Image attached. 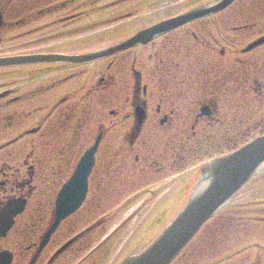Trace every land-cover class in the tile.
<instances>
[{
  "label": "flooded vegetation",
  "instance_id": "af4514ba",
  "mask_svg": "<svg viewBox=\"0 0 264 264\" xmlns=\"http://www.w3.org/2000/svg\"><path fill=\"white\" fill-rule=\"evenodd\" d=\"M215 1L0 0V58L84 57ZM235 3L146 45L92 61L0 68V210L11 198L26 201L24 213L0 235V264L9 256L10 264H56L73 252L79 241L54 257L65 236L57 232L39 248L52 222L61 176L74 171L76 161L98 138L93 175L111 170V160L129 158L139 143L164 145L178 138L183 144L189 130L209 157L264 135V45L245 52L264 29L252 35L257 16L242 24ZM115 6L120 9L109 13ZM144 12L169 16L156 19ZM222 17L228 18L227 27L216 24ZM230 102L233 108L226 105ZM138 106L145 119L137 130ZM125 123L133 124L126 136ZM127 139L129 149L124 146ZM25 214L31 226L30 219L20 221ZM75 257L63 264L75 262Z\"/></svg>",
  "mask_w": 264,
  "mask_h": 264
},
{
  "label": "rangeland",
  "instance_id": "374dc122",
  "mask_svg": "<svg viewBox=\"0 0 264 264\" xmlns=\"http://www.w3.org/2000/svg\"><path fill=\"white\" fill-rule=\"evenodd\" d=\"M109 1L111 2L112 0ZM119 9L120 7L115 6L109 9L108 12L113 13ZM235 10L239 12L238 21L242 24H248L250 15L255 14L257 16L250 30L252 35L264 29V0H239L235 3ZM233 11H229L228 15L232 14ZM144 13H150L151 16L155 14L157 17L162 12ZM218 23L222 27H227L228 18L222 17L216 20V24ZM196 27L192 28L190 32L197 30ZM182 34L180 33L179 36ZM37 37L38 35L34 39ZM249 40H246L245 44ZM149 67L147 65V68ZM152 67L155 68L153 63ZM99 77L100 73L96 76L95 82L99 80ZM147 80L148 75L144 77V82L148 83ZM226 105L233 108L231 102ZM111 120L109 118L108 121L110 122ZM127 122L130 121L128 120ZM126 123L123 131L125 136L131 131V125L133 126V122ZM252 125H255V123ZM126 126L129 127L127 128ZM195 131L199 133V128L195 129ZM113 132L117 131L114 130ZM191 133L192 130H189L190 138L186 139L183 144L180 143L178 138H175L174 143L170 141L168 144H162V146L151 145L153 155H150V152L146 155L140 153V155L137 150L141 149L144 151L146 146L139 143L133 148L134 150L129 158L111 160L109 163L110 166L113 165L111 170L102 175L94 174L91 182L92 188L86 203L75 215V218L68 220L60 227L57 234L58 236L65 235L61 240L63 242L79 232V230L103 220V223L95 228L87 238V243L91 242L90 246L93 249L105 237L110 235V232L114 231L115 228L118 229L108 242L112 241L108 245L106 244L100 252L93 254L83 264H116L122 252L126 255L128 253L127 249H130L136 243V238L132 242L133 237L138 232V236L144 232L148 221H152V223L159 222V219L162 221L166 218L163 217L165 212L166 216L171 218L173 213L180 208H177V204L174 203L181 200L183 196L181 193L178 195V190L182 189L187 180L193 177L194 172L213 157L205 155L199 149L198 141L195 142V139L191 138ZM197 137H199V134ZM120 141L123 143L122 140ZM128 142L129 140L127 139L124 146L129 149ZM116 146H120L119 141ZM138 155H140L141 159L139 163L135 161V157ZM114 157L117 156L114 155ZM180 157H185L186 162L183 161L179 166ZM151 158H153L152 162L149 160ZM71 165L72 163L68 164L67 169L64 170L66 172L69 171L68 169L71 168ZM179 167H182L181 171L178 170ZM160 168L163 170L161 171ZM69 175L62 178L59 182L60 185L66 181ZM176 188L177 191L175 190ZM175 193L176 195H174ZM169 195H173V198L169 197ZM166 197H169L168 200ZM43 199L46 202L49 201V198L45 195ZM170 201L173 202L170 203ZM167 205H169V208ZM167 209L169 210L167 211ZM29 219L28 215L25 214L20 218V221L26 220L28 222ZM263 220L264 184L260 182L252 186L209 221L172 264H216L227 258V256L241 251L237 261L232 260L225 264H251L253 262L264 264ZM31 222L32 219H30V226ZM73 224L76 226L71 232L67 233V228L72 227ZM150 229H153L152 225ZM80 246L81 244H76L72 247L73 252L64 255L63 259L66 261L67 258L76 254L77 261H79L90 249L86 248L82 252H78L77 250H79ZM65 261H58L56 264H63ZM70 264H74V262L72 261Z\"/></svg>",
  "mask_w": 264,
  "mask_h": 264
},
{
  "label": "water",
  "instance_id": "95a60500",
  "mask_svg": "<svg viewBox=\"0 0 264 264\" xmlns=\"http://www.w3.org/2000/svg\"><path fill=\"white\" fill-rule=\"evenodd\" d=\"M232 1L222 0L214 6H203L171 21L156 25L138 34L126 45H134L142 39L149 40L156 34L168 31L196 18L220 11ZM263 42L264 38L256 42L255 45ZM55 61L57 60L51 57L31 59L10 58L0 60V67ZM92 164L93 159L91 155L86 156L77 174L64 187L59 200V203H62V205L57 209L55 227L61 219L72 213L76 209L75 207H78L83 201L86 187L84 181L88 176ZM263 171L264 137L257 139L231 155L209 162L202 168L197 188L190 196L185 208L151 244L137 255L126 258L122 264H170L188 241L198 232L200 227L231 202L247 185L258 178ZM77 187L82 190L79 192V195L75 192ZM74 196H78V198L73 202L72 197ZM22 207L23 205L20 202L14 206L15 209H18V212L22 211ZM17 211L13 215L17 214Z\"/></svg>",
  "mask_w": 264,
  "mask_h": 264
},
{
  "label": "bare ground",
  "instance_id": "6f19581e",
  "mask_svg": "<svg viewBox=\"0 0 264 264\" xmlns=\"http://www.w3.org/2000/svg\"><path fill=\"white\" fill-rule=\"evenodd\" d=\"M154 238L153 236H144L142 239L139 240L137 248L133 250L132 256L137 255L141 250H143L145 247H147L149 244L153 242ZM131 256V257H132Z\"/></svg>",
  "mask_w": 264,
  "mask_h": 264
}]
</instances>
